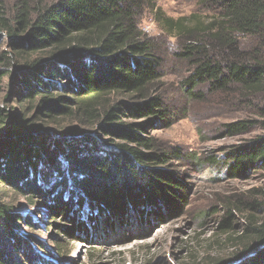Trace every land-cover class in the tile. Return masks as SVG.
Masks as SVG:
<instances>
[{"label": "trees", "instance_id": "1", "mask_svg": "<svg viewBox=\"0 0 264 264\" xmlns=\"http://www.w3.org/2000/svg\"><path fill=\"white\" fill-rule=\"evenodd\" d=\"M157 2L19 0L11 19L7 0H0V48L3 37L8 40L0 53V83L15 69L12 93L19 104L35 107V119L73 118L96 130L59 135L23 115L0 114L6 123L0 131V264H48L38 251L53 254L21 232V223H34L13 213L9 192L35 205L47 200L53 217L68 221L61 232L71 241L88 239L90 224L99 232L102 218H114L121 228L152 226L186 203L184 182L166 168L180 153L163 151L149 133L170 127L172 119L160 94L157 43L142 28L146 15L183 42L177 56L193 68L185 82L188 98L205 84L222 93L236 87L242 99L264 93V0H198L213 14L208 19L167 17ZM256 125L264 130V121L232 123L226 130L238 136ZM223 155L214 164L228 179L258 173L264 170V136ZM249 193V201H228L217 227L231 234L234 213H247L238 231L241 248L207 264H264V181ZM55 248L63 255L65 241Z\"/></svg>", "mask_w": 264, "mask_h": 264}, {"label": "rangeland", "instance_id": "2", "mask_svg": "<svg viewBox=\"0 0 264 264\" xmlns=\"http://www.w3.org/2000/svg\"><path fill=\"white\" fill-rule=\"evenodd\" d=\"M54 1L57 0H47L48 3ZM157 5L167 17L174 19L193 14L208 19L213 15L210 9L200 6L198 0H158ZM6 6L8 16L14 18L19 0H7ZM142 28L157 43L162 61L159 71L163 76L160 94L172 119L170 127L158 125L149 133L163 151L180 153L181 158L171 161L166 168L175 171L184 182L187 201L180 211L170 212L155 225L121 228L114 218L111 222L102 218L96 234L91 232L89 225V240L71 241L61 232L68 226V221L54 218L47 200H36L35 205L26 196L9 192L7 203L13 213L30 217L34 223L33 228L21 223V232L51 249V256L38 251L48 264H207L231 257L241 248V232L238 231L246 224L247 213H234L237 225L231 234L220 233L217 227L228 201L235 202L238 198L249 201V192L262 186L264 170L247 177L228 179L226 169L214 164V159L221 161L223 154H231L237 147L264 136L260 125L238 136H229L226 130V125L232 123L264 121L261 113L264 93L254 99H242L235 93L236 87H231L229 93H222L205 84L194 90L197 97L188 98L185 82L193 68L177 56L183 42L163 31L151 15H146ZM7 44L8 40L3 37L0 53L7 50ZM12 71L6 72L7 76L0 83V114L23 115L59 135L70 134L72 128L84 130L86 134L96 132L93 126L83 127L73 118L35 119V107L27 102L19 104L12 93V75L16 70ZM4 128L6 123H0V131ZM190 155L199 160L192 161ZM88 216L85 212L83 219ZM60 239L65 241L63 255H58L55 248V242ZM37 242H32L35 248Z\"/></svg>", "mask_w": 264, "mask_h": 264}]
</instances>
